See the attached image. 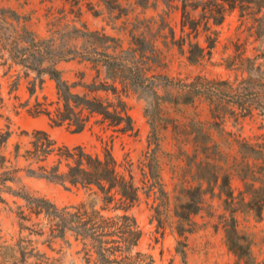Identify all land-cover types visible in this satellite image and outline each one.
I'll use <instances>...</instances> for the list:
<instances>
[{"label":"rangeland","instance_id":"obj_1","mask_svg":"<svg viewBox=\"0 0 264 264\" xmlns=\"http://www.w3.org/2000/svg\"><path fill=\"white\" fill-rule=\"evenodd\" d=\"M195 1L201 0H116L108 8L100 0H0V6L27 17L38 40L54 39V44L66 51L92 50L95 60L100 57L94 48L103 52L102 45L78 38L74 28L115 38L121 47L118 52L136 48L133 36L141 37L148 50L146 58L140 59L144 86L120 94L133 124V130L126 133L98 116H93L81 133H73L66 126L54 127L44 116L33 117L28 110L37 100L52 103L51 110L56 108L55 82L45 76L44 84L39 86L38 82L31 95L30 82L37 74L0 53V133L11 132L3 154L8 158L7 166L20 169V182H9L8 186H24L32 195L49 199L59 208L99 200L90 191L27 175V168L35 169L37 165L23 157L31 141L25 132L45 130L58 146H82L99 155L110 151L120 171L133 176L140 199L127 214L135 218L142 234L136 251L150 256L153 264H236L238 259L226 239L225 224L232 218L252 244L251 264H264V208L258 217L245 205L251 198L241 196L245 187L236 171L242 162L254 163L242 160L239 142L264 146V8H236L227 13L221 25L211 26L210 32L201 25L196 33L183 25L181 11L186 4L191 18L199 20L201 9L191 7ZM208 37L213 41L212 48H208ZM192 44L205 48L197 63L188 60ZM94 63L81 55H70L57 67L70 83L104 82V68ZM197 77L225 82L218 86L221 98L202 96L193 104L175 103L186 91L180 86ZM75 91L117 102L111 93L89 94L81 86ZM240 104L252 109V114L240 113ZM17 145L19 158L15 159ZM56 160L53 155L50 165ZM201 163L212 164L203 173L218 172V184L211 185L202 210L191 216L190 231L180 236L175 210L187 201V190L199 185ZM151 172L159 175L167 194L163 201L151 188ZM224 173L230 175L233 199L220 193ZM208 187L203 184V189ZM0 196L4 200L0 202V264H93L87 263L84 245L72 233L55 238L44 217L32 215L25 201L2 191L1 186ZM101 206L100 203L98 208ZM22 212L29 221L22 219ZM103 214L115 217L123 211L112 205ZM20 244L26 248L25 257L19 251Z\"/></svg>","mask_w":264,"mask_h":264},{"label":"trees","instance_id":"obj_2","mask_svg":"<svg viewBox=\"0 0 264 264\" xmlns=\"http://www.w3.org/2000/svg\"><path fill=\"white\" fill-rule=\"evenodd\" d=\"M100 1L108 8L116 2V0ZM142 5L146 6V3ZM187 7L186 4H183L181 9L184 17L183 25L196 33L203 25L204 30L210 32L211 26L221 25L230 11L239 7L242 10L246 8L260 10L264 8V0L195 1L191 7L193 10L201 9L199 20L191 18ZM28 21L27 17L20 15L15 10L0 6V53L2 56L7 55L8 59L14 63L37 74L30 82L31 95L35 94L38 82L39 86L44 84L45 76L56 84L58 96V101L55 103L56 108L51 110L49 106L52 103L46 104L37 100L35 105L28 110L29 113L33 117L44 116L52 126H66L73 133L83 132L93 116L100 117L102 122H108L110 126L117 128V131L121 133L132 131V118L128 106L122 101L120 94L129 89L137 90L138 87L144 86V70L141 66L143 63L140 59H145V53L148 51L145 39L133 36L136 48L118 52L117 50L121 47L115 38L100 35L98 32H84L74 28V34L78 38L86 39V42L92 45H102V53L96 52L97 48H94V53L100 57L95 60L92 59V50L87 53H79L75 50L66 51L63 46H56L54 39L38 40L29 28ZM208 41L210 43L208 48H212L213 41L210 37H208ZM111 42L114 43V46L109 45ZM178 45L183 52L180 44ZM110 50L113 53H109ZM204 51L205 48L199 44L190 45L188 60L191 63H197ZM115 52L118 53L115 54ZM70 55L73 57L81 55L84 60L90 63L96 62L105 70V81L80 84L79 82L70 83L64 79L57 66L59 62L65 61ZM258 71H260L259 68ZM258 76H262V74H258ZM224 83L197 77L194 82L180 86L186 91L176 98L175 103L193 104L197 98L202 96L219 99L221 98L219 87ZM118 85L122 88L119 89ZM78 86L83 87L89 94L111 93L117 97V102L104 101L97 96L90 97L88 94L82 95L75 91ZM239 96L243 97L242 94ZM256 96L259 97V94L256 93ZM240 106V113L252 114V109L245 108L243 104ZM25 134L31 137V141L30 147L23 157L37 165L35 169L27 168L28 176L90 191L99 200L59 208L49 199L32 195L25 190L24 186L18 189L8 186L9 182L13 184L20 182L18 177L20 169L15 166H7L6 163L9 161L3 154L11 137L9 131L0 133V186L2 191L25 201L26 208L32 215L37 218L43 216L55 238H64L68 232L72 233L76 241L83 243L87 263L153 264L150 256L136 251L142 234L135 218L127 214L139 202V187L136 186L131 174L125 175L120 171L121 166L112 153L106 151L103 155H99L87 152L82 146L74 148L67 145L58 146L57 142L45 130H35L31 134L27 132ZM155 145H158L157 142ZM238 145L242 160L254 162L252 164L242 162L241 168L236 170L245 187L241 196H250L249 202L245 203L244 200L243 202L256 213V216L261 217L264 208V146L252 145L247 141H241ZM53 155L57 156V160L50 165V158ZM18 158L19 146L17 145L15 159ZM260 161L261 163H259ZM211 165V163H201L198 166L199 185L187 190V201L175 210V216L178 219L176 231L180 236L190 231L191 216L202 210L205 195L211 193L209 192L211 185L218 184V172L203 173ZM150 180L152 190H156V194H159L157 199L163 201L167 194L162 189L159 175L151 172ZM204 183L209 187L203 189ZM219 188L221 194H225L228 198H234L229 174L222 175V183ZM3 201L0 196V202ZM100 203L102 206L98 208ZM112 205L113 209L121 210L123 214L115 217L105 216L103 212ZM157 213H159V207H157ZM21 216L24 220H30L23 212ZM236 223V220L232 218L225 224L227 244L238 259L236 264H251L252 244L247 236L240 233ZM35 225L38 226V224ZM25 250L26 248L20 244L19 251L23 257L26 256ZM179 252L183 256L185 255L183 250H179Z\"/></svg>","mask_w":264,"mask_h":264}]
</instances>
